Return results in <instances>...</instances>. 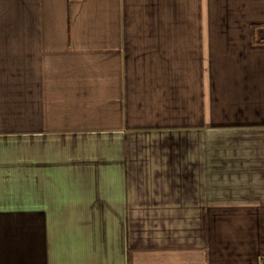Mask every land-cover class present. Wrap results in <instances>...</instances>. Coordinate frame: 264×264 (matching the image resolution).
Here are the masks:
<instances>
[{
    "label": "crops",
    "instance_id": "0c3cea01",
    "mask_svg": "<svg viewBox=\"0 0 264 264\" xmlns=\"http://www.w3.org/2000/svg\"><path fill=\"white\" fill-rule=\"evenodd\" d=\"M261 259L264 0H0V264Z\"/></svg>",
    "mask_w": 264,
    "mask_h": 264
},
{
    "label": "rangeland",
    "instance_id": "374dc122",
    "mask_svg": "<svg viewBox=\"0 0 264 264\" xmlns=\"http://www.w3.org/2000/svg\"><path fill=\"white\" fill-rule=\"evenodd\" d=\"M150 224L151 222H144V224H146V225H144L142 222H137V225H144L145 227H148V225L147 224ZM159 223V222H158Z\"/></svg>",
    "mask_w": 264,
    "mask_h": 264
},
{
    "label": "trees",
    "instance_id": "16d2710c",
    "mask_svg": "<svg viewBox=\"0 0 264 264\" xmlns=\"http://www.w3.org/2000/svg\"><path fill=\"white\" fill-rule=\"evenodd\" d=\"M260 264H264V259H261L260 260Z\"/></svg>",
    "mask_w": 264,
    "mask_h": 264
}]
</instances>
